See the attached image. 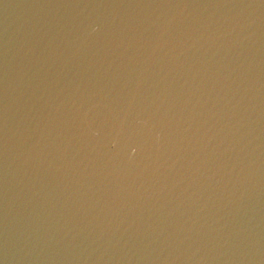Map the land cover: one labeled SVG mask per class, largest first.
<instances>
[{
	"label": "water",
	"instance_id": "obj_1",
	"mask_svg": "<svg viewBox=\"0 0 264 264\" xmlns=\"http://www.w3.org/2000/svg\"><path fill=\"white\" fill-rule=\"evenodd\" d=\"M0 264H264V0H0Z\"/></svg>",
	"mask_w": 264,
	"mask_h": 264
}]
</instances>
